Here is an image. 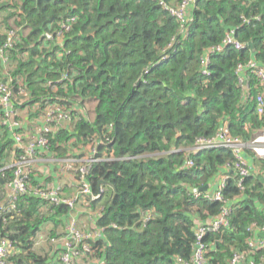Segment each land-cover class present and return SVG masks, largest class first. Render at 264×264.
<instances>
[{
	"label": "trees",
	"instance_id": "1",
	"mask_svg": "<svg viewBox=\"0 0 264 264\" xmlns=\"http://www.w3.org/2000/svg\"><path fill=\"white\" fill-rule=\"evenodd\" d=\"M181 1L0 0V45L7 30L16 31L17 43L8 52L15 69H5L0 59V83L10 90L11 107L17 113L25 109L31 120L54 105L68 111L67 126L47 137L44 155L57 161L54 166L92 154L87 145L99 159L86 183L99 196L96 226L103 231L88 243L103 264L190 262L195 223L212 219L221 208L207 199L217 174L228 176L221 193L232 213L227 230L202 239L206 264H228L254 236L247 227H264V176L250 174L240 189L238 175L227 168L230 150L191 153L195 140L214 136L222 120L244 142L264 130L254 100H242L234 76L237 63L254 60L264 67V0H194L185 37L160 5L177 7ZM67 19L74 20L69 31L62 28ZM231 29L244 49L210 56L209 76L203 77L204 51ZM63 75L66 80L59 82ZM253 85L250 77V98L257 92ZM3 110L0 106V170L22 154L12 137L21 129L9 130ZM245 154L264 169L252 152ZM55 171L56 177L31 176L32 185L60 183L63 197L75 194L77 187L68 191L65 174ZM0 175L1 203L13 170ZM67 177L78 179L72 171ZM146 212L152 215L145 222ZM67 215L64 205H47L32 194L19 197L16 212L0 217V238L16 247L10 264H53L51 246L36 240L45 231L49 239L59 237L56 229ZM39 245L43 256L32 252ZM262 257L264 251H258L252 260L259 264Z\"/></svg>",
	"mask_w": 264,
	"mask_h": 264
},
{
	"label": "built area",
	"instance_id": "2",
	"mask_svg": "<svg viewBox=\"0 0 264 264\" xmlns=\"http://www.w3.org/2000/svg\"><path fill=\"white\" fill-rule=\"evenodd\" d=\"M194 0H182L177 7H167L160 2L161 7L168 11L173 16L180 26V34L185 37L187 35L188 24L192 18ZM258 18L255 17V20ZM73 19H67L64 21L62 28L69 31ZM244 23H247V19H243ZM60 35V34H59ZM5 41L0 45V59L2 66L6 69L8 66V52L14 47L16 42V31L9 29L5 32ZM226 48H231L235 51L244 49V44L238 41L234 37L233 30H229L222 40L213 46L206 49L200 59L201 72L203 77H208L207 71L209 57L215 54L222 53ZM234 76L237 81V85L241 90L242 100L251 99L255 102V113L264 118V67L258 65L254 60H248L245 63H237L234 69ZM250 77L255 80L253 85L254 90H257L255 97L250 98ZM67 75H63L59 82L66 80ZM48 86H52L48 83ZM11 94L8 86L0 83V106H2L4 116L6 118V124L9 126V130H18L24 128L16 110L11 105ZM37 107V106H36ZM18 120H17V119ZM70 119L68 111H65L58 105L50 106L42 114V124L39 128L30 133L27 137L23 136L21 130L13 132L12 137L15 146L22 150V154L14 160L4 169L13 170V178L4 184L3 200L0 203V217L12 214L17 210V201L19 197L27 194L37 195L43 201L47 202V205H64L68 209V221L61 235L57 238L45 237L44 235L38 236L36 244H42L48 242V245L52 248L53 264H82V260L96 259L93 256V252L90 247L89 241L98 240L102 237L103 229H99L96 226V219L101 214V207L99 204H94V201L98 200V195H93L90 191L88 184L86 183V176L92 163L98 162L99 159L94 157V149L89 146L92 154H87L83 159L74 161L72 159L64 161L66 164L63 168H60L59 174H65L64 177L70 179L69 174L72 171L77 175V181H74L73 187H77V192L73 195L63 197L61 195V185L47 184L44 187H34L31 182V176H45L41 174L40 170L36 168L39 157L41 158V151H44L48 144V135L54 133L59 128L64 127ZM24 142L26 144H24ZM209 149H226L230 150L233 156V162L231 165H227V168H232L239 179L238 187L241 189V182L244 178L250 174L264 176V169L254 167L252 162L248 161V155L246 151H251L255 157L264 162V130L257 133L256 136L250 142H244L240 137L231 135L228 125L225 120H222L221 127L217 130L214 136L209 138H198L195 140L194 146L191 148L192 154L198 152L207 151ZM248 153V152H247ZM53 159V158H50ZM57 161L55 160L54 164ZM81 163V165L72 168L75 163ZM59 164V162H58ZM188 166H193V162H188ZM38 167V166H37ZM0 172H3V170ZM69 174H66V173ZM2 175V173H1ZM0 175V181L2 183V176ZM48 176L50 172L48 171ZM228 176L223 174L219 185L214 186V190L207 199L212 202H218L221 204L218 215L212 219L205 221V223H195L194 236L196 241L190 262H183L180 259L177 260L178 264H206V246L202 243V239L209 233H217L227 230L230 227V215L232 213L230 202L222 197V189L224 188ZM71 185V183H70ZM210 188L209 186L206 187ZM102 189L100 188V191ZM199 190H195L193 194H197ZM202 191V190H200ZM196 192V193H195ZM83 205L84 210L81 214L88 215V225L84 230H80L78 227L79 214H77V205ZM44 208V207H43ZM44 210H46L44 208ZM86 212V213H85ZM152 212H146L144 215V221H148ZM248 232L253 233L246 241V251L234 252L228 264H257L252 260V256L255 252L264 251V238H260V234L264 235V227L260 228L254 224H251L246 229ZM259 236V237H258ZM92 252V253H91ZM192 252V253H193ZM16 253V247L14 244L4 238H0V264H10L9 258ZM92 254V255H91ZM55 256V258H54ZM87 256V258H85ZM93 256V257H92ZM248 258L251 260L248 262ZM102 260V259H101ZM264 263V257L261 258ZM97 263L99 261L97 260ZM103 264V262H101Z\"/></svg>",
	"mask_w": 264,
	"mask_h": 264
},
{
	"label": "crops",
	"instance_id": "3",
	"mask_svg": "<svg viewBox=\"0 0 264 264\" xmlns=\"http://www.w3.org/2000/svg\"><path fill=\"white\" fill-rule=\"evenodd\" d=\"M14 64H15V62L11 60L10 65H8V69H13L14 70L15 69V65ZM19 83H21V82H19ZM24 110L25 109H23L21 112H19V116H20L22 125L24 127V128L21 129V131L23 133V136L27 137L30 133L36 131L39 128V126H41L42 117L40 116V114H38V115H36V116H38L37 118H34L32 120L28 119L27 118V112L24 111ZM66 126H67V124H66ZM88 148H89V146L87 145L86 149H88ZM180 151L181 150H177V151H173V152L179 153ZM40 154H41L42 157L38 158L39 161H37L36 168H38L40 170L41 174L47 175V178L49 177L48 176V171L50 172V175H54L56 177L57 173L52 174V171L57 170L58 174H59L60 168L58 166H54L55 160L54 159H50L51 157L48 156V155L45 156L44 155L45 154L44 151H41ZM13 160H14V156H12V161L11 162H13ZM72 160H74V159H72ZM74 161H77V160H74ZM248 161L253 163L252 158L249 157V156H248ZM9 165H7V166H9ZM60 175H62V174H60ZM222 177H223V174H217V177L215 178V180H213V182L211 183L210 186L219 185V183L221 182ZM65 182L67 183V184H65V186L68 189V191H71V190L74 189L73 183H72L73 180L67 179L66 177H64V183ZM68 183H71V185L68 184ZM76 210H77V214H79V217H77V218H79V222L77 223L78 227H79L80 230H84L87 227V225L89 224L88 220H87L88 215H87L86 212H85L86 214H83V213L81 214V212L84 210V206L81 205V204L77 205ZM39 211L40 212H44L45 210H44L43 207H40ZM67 221H68V217H66L62 221V225L56 229L57 235L63 232V230L65 228V225L67 224ZM50 227L51 226H49V229H50ZM42 235L46 236L47 235L46 231L43 232ZM260 238H264V235H263V237L260 236ZM96 259L101 264L102 260L99 259V258H96ZM97 260L88 258V259L82 260V264H98Z\"/></svg>",
	"mask_w": 264,
	"mask_h": 264
},
{
	"label": "rangeland",
	"instance_id": "4",
	"mask_svg": "<svg viewBox=\"0 0 264 264\" xmlns=\"http://www.w3.org/2000/svg\"><path fill=\"white\" fill-rule=\"evenodd\" d=\"M247 152H251V151H247ZM43 248V246L42 245H39V246H35L34 247V249H33V253H35V254H37V255H45V250L44 249H42Z\"/></svg>",
	"mask_w": 264,
	"mask_h": 264
},
{
	"label": "water",
	"instance_id": "5",
	"mask_svg": "<svg viewBox=\"0 0 264 264\" xmlns=\"http://www.w3.org/2000/svg\"><path fill=\"white\" fill-rule=\"evenodd\" d=\"M249 46H251V44H249ZM101 183H100V185H101ZM201 190H206V188H202ZM260 236L263 237V234H260ZM192 254H194V252Z\"/></svg>",
	"mask_w": 264,
	"mask_h": 264
}]
</instances>
